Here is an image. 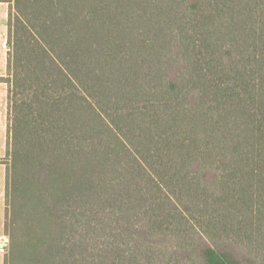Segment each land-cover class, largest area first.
<instances>
[{"label": "trees", "instance_id": "1", "mask_svg": "<svg viewBox=\"0 0 264 264\" xmlns=\"http://www.w3.org/2000/svg\"><path fill=\"white\" fill-rule=\"evenodd\" d=\"M5 264H264V0H10Z\"/></svg>", "mask_w": 264, "mask_h": 264}, {"label": "crops", "instance_id": "2", "mask_svg": "<svg viewBox=\"0 0 264 264\" xmlns=\"http://www.w3.org/2000/svg\"><path fill=\"white\" fill-rule=\"evenodd\" d=\"M10 0H0V77H7V57L8 50V20ZM9 84L6 81H0V158H5L7 154L8 145V124H9ZM5 163H0V175L5 181V198H6V168ZM1 177V176H0ZM6 217V203L3 207H0V251L6 246V242L2 239H6L4 231ZM2 232V233H1ZM0 264H5V253L0 255Z\"/></svg>", "mask_w": 264, "mask_h": 264}, {"label": "rangeland", "instance_id": "3", "mask_svg": "<svg viewBox=\"0 0 264 264\" xmlns=\"http://www.w3.org/2000/svg\"><path fill=\"white\" fill-rule=\"evenodd\" d=\"M7 47H8V44H7ZM9 48V47H8ZM10 108V107H9ZM8 146V145H7ZM6 160V158H0V163H4ZM5 166H7V164L5 163L4 164ZM6 171V170H5ZM0 207H3V204L5 202V181L2 177V172H1V175H0ZM2 233V232H1ZM3 241L6 242V245L8 244L9 242V238L8 236H6V239L3 238L2 239ZM6 253V246L3 248V251H0V255H1V258H2V254Z\"/></svg>", "mask_w": 264, "mask_h": 264}]
</instances>
